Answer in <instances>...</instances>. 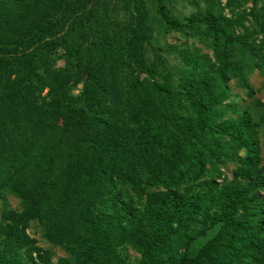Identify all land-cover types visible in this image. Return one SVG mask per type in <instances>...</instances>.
I'll list each match as a JSON object with an SVG mask.
<instances>
[{"label": "trees", "instance_id": "1", "mask_svg": "<svg viewBox=\"0 0 264 264\" xmlns=\"http://www.w3.org/2000/svg\"><path fill=\"white\" fill-rule=\"evenodd\" d=\"M252 2L254 29L239 23L236 33L219 14L180 20L157 0L167 30L201 22L223 40L214 61L175 48L191 68L175 89L154 77L119 83L124 65L154 73L143 57L145 0H124L119 26L102 0H0V199L22 204L0 209V264H127L125 245L138 264H264L260 121L234 105L228 114L213 75L235 72L234 43L257 56L264 7ZM32 220L70 257L52 262L27 232Z\"/></svg>", "mask_w": 264, "mask_h": 264}, {"label": "rangeland", "instance_id": "2", "mask_svg": "<svg viewBox=\"0 0 264 264\" xmlns=\"http://www.w3.org/2000/svg\"><path fill=\"white\" fill-rule=\"evenodd\" d=\"M105 2L100 9H106L108 19L114 21V25H120L125 17L128 16L127 7L124 0H102ZM166 10L174 17L184 20L186 17L196 13H214L223 17V23L227 25L228 31L236 33L242 32L239 23L254 29V23L247 14L252 6V0H160ZM157 0H145L148 11L147 29L143 41V57L147 65L154 69L153 75L141 73L135 67L123 66L117 71V77L121 85L126 84L132 79L138 77L154 79L158 81L167 80L175 89L180 87L184 79L191 73V68L175 51V48L190 50L197 54L208 57L214 61V50L223 44L222 38L215 40L211 33L205 30L201 22L192 26L184 27L178 30H167L162 18L156 11ZM264 7V0H256V8L261 11ZM103 11H101L102 13ZM115 25V26H116ZM65 34V33H64ZM65 36V35H64ZM255 50L258 52L254 56L250 50L239 43H234L231 48L230 60L235 65V72L229 74V80L223 82L217 73L215 77V89L217 94L224 96L222 107L226 108L228 114L233 115L232 105L239 110L248 109L252 116L260 121L259 137L261 141V153L264 160V106L258 105L257 101L264 100V38L260 34L254 36ZM65 38V37H64ZM71 39L75 40L73 36ZM64 60L57 59L56 66H62ZM120 71V72H119ZM244 82L249 85L248 89ZM82 85L79 83L72 86L71 92L77 95L81 92ZM252 91V94L250 93ZM105 104L119 111L120 105L113 102L111 95L104 93ZM232 163H227L222 167L223 174L231 177ZM149 177L148 169L143 172V178ZM149 184V183H148ZM150 185V184H149ZM150 190L160 189L161 186L150 185ZM158 187V188H157ZM6 207L13 210H20L22 204L20 200L7 193L3 199H0V209ZM28 234L35 239V244L48 251L50 260L57 262L60 257L69 258V253L60 245L52 244L43 236L42 226L38 221L32 220L28 224ZM181 239V236H180ZM205 238H199L194 245L196 248ZM172 250L176 254L179 251L181 243L175 239L171 242ZM127 264H138L141 254L131 245H125L120 248ZM170 251L168 252V254Z\"/></svg>", "mask_w": 264, "mask_h": 264}]
</instances>
